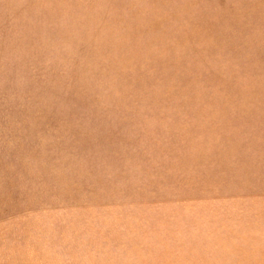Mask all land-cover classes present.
<instances>
[{
    "label": "rangeland",
    "instance_id": "obj_1",
    "mask_svg": "<svg viewBox=\"0 0 264 264\" xmlns=\"http://www.w3.org/2000/svg\"><path fill=\"white\" fill-rule=\"evenodd\" d=\"M0 264H264V0H0Z\"/></svg>",
    "mask_w": 264,
    "mask_h": 264
}]
</instances>
